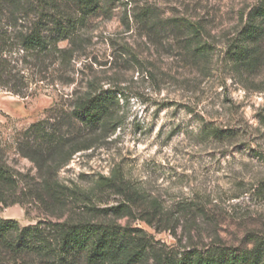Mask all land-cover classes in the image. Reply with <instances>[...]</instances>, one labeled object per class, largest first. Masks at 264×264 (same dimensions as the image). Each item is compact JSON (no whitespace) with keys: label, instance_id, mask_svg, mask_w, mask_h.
I'll use <instances>...</instances> for the list:
<instances>
[{"label":"rangeland","instance_id":"obj_1","mask_svg":"<svg viewBox=\"0 0 264 264\" xmlns=\"http://www.w3.org/2000/svg\"><path fill=\"white\" fill-rule=\"evenodd\" d=\"M262 2L106 0L75 42L62 44L75 51L64 71L53 66L28 97L0 90V158L17 178L0 217L22 227L93 221L133 228L149 245L139 264L194 248H264V39L249 67L227 57ZM183 18L203 27L207 53L196 51V39L176 21ZM109 90L119 100L115 123L88 131L67 121L74 99ZM49 119L64 123L73 142L38 164L22 149L32 142L30 127ZM209 124L236 136L209 140Z\"/></svg>","mask_w":264,"mask_h":264},{"label":"trees","instance_id":"obj_2","mask_svg":"<svg viewBox=\"0 0 264 264\" xmlns=\"http://www.w3.org/2000/svg\"><path fill=\"white\" fill-rule=\"evenodd\" d=\"M105 1L0 0V90L28 97L33 93V85L36 92L48 80L53 66L58 65V71H64L75 51L62 44L74 43L80 28L97 14ZM16 13L24 14L23 18H17ZM31 13L33 17L28 16ZM247 16L246 25L227 51L230 60L244 67L257 61L256 54L264 39V2L254 6ZM176 21L196 39V51L207 53L200 23L188 18ZM73 101L68 122H75L88 131H99L115 123L119 100L114 92L101 91ZM63 124L50 119L33 124L29 129L33 133L32 142L22 149L24 156L38 164H49L73 142L63 133ZM203 134L209 140L222 142L236 136L233 130H223L213 124L205 126ZM105 180L108 185L114 182L112 178ZM16 185L14 168L0 158V206H8V191ZM56 186L57 191L62 188L58 183ZM137 232L117 223L93 221H39L22 227L17 220L0 217V259H8L13 264L28 263L32 258L42 264H139L144 261L149 245ZM158 264H264V248L261 245L252 250L194 248L181 257L160 256Z\"/></svg>","mask_w":264,"mask_h":264}]
</instances>
